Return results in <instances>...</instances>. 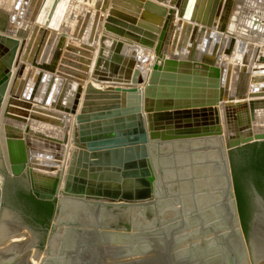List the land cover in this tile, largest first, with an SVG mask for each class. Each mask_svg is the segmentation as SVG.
I'll use <instances>...</instances> for the list:
<instances>
[{
  "label": "water",
  "instance_id": "obj_1",
  "mask_svg": "<svg viewBox=\"0 0 264 264\" xmlns=\"http://www.w3.org/2000/svg\"><path fill=\"white\" fill-rule=\"evenodd\" d=\"M243 1L227 32L233 34ZM35 2L15 0L13 18L28 16ZM149 3L140 17L139 7L123 0H99L96 12L81 11L74 34L87 37L69 48L92 58L91 39L99 38L108 10L105 28L115 38H100L93 72L105 88L91 81L84 88L87 64L67 57L38 70L31 85L33 70L16 78L12 89L23 98L30 93L19 104L45 115L30 113L25 137L0 128V163L9 176L28 175L31 193L54 201L55 212L43 245L32 231L29 240L15 241L24 226L0 225V264H34L39 257V264H264L257 244L264 200L251 183L259 208L247 235L230 160L232 150L264 141V23L256 20L243 33L258 46L214 31L220 8L212 19L193 14L203 26L198 35L186 22L174 36L157 37L159 27L143 23ZM45 36L36 61L48 66L59 57L60 35ZM124 39L153 51L145 76ZM7 64L0 61V110ZM10 113L28 111L9 105L4 114L5 122L27 123ZM174 153H182L179 170ZM3 202L0 186V221Z\"/></svg>",
  "mask_w": 264,
  "mask_h": 264
},
{
  "label": "bare ground",
  "instance_id": "obj_2",
  "mask_svg": "<svg viewBox=\"0 0 264 264\" xmlns=\"http://www.w3.org/2000/svg\"><path fill=\"white\" fill-rule=\"evenodd\" d=\"M15 0H0V61L3 63H8L9 74L6 79L7 90L2 97V104L0 110V128L5 130V125L10 126L9 129L11 132H18L22 136H26V126L31 122V114H43L37 111H33L30 108H25L21 103L23 100H30V93L27 90L25 93V98L22 97V94H18L19 90L16 87L12 89L15 85L16 78L22 76L24 71L28 69V74L33 70L31 85L33 79L38 70L48 71L53 65L58 66L63 58L67 57V60L74 62V64L82 65L83 63L87 64L89 77L87 79L82 78L84 84L91 81L94 86L99 88H105L107 85L97 82L93 77V72L96 64V60L100 48V38L103 34H107L115 38V34L109 32L105 28L106 16L108 10H104L103 13L105 17L103 19L102 28L99 31V38L91 39V43L94 46L92 58L85 57L84 54L79 53L78 51L72 50L69 48V45L72 44V40L84 41L86 40V31L79 34H74L75 24L77 19L83 10L84 7L91 8L94 12L98 9L99 0H36L34 3L31 13L26 16L25 14L18 16V12L13 18ZM126 4H130L132 7H139L138 17L142 14V11L145 9V2L150 1L146 14L150 19H144L143 23L146 25H155L159 27V30L155 33L157 37L166 33L168 36H174L175 31L179 28L181 30L184 24L191 23V34L193 31H196V35L199 34L201 24H196L195 21L191 20V17L200 14L201 17L206 16L207 18H214L217 10L220 8L219 16L217 18V25L213 28L214 31H217L221 34H227V37L233 36L236 37L239 41L243 40L247 43L253 44V46H258V42L249 40L243 36L245 28H253L252 23L256 20H260L264 23V0H244L239 12H235L238 15L236 21L232 22L233 34L227 32L228 25L231 19L233 10L236 8L235 4L237 0H123ZM237 6V5H236ZM21 4L19 5L20 10ZM188 9V17L185 16L186 10ZM225 9V11H224ZM254 13V14H252ZM252 14V15H251ZM251 17L254 20L248 21L246 18ZM233 21V20H232ZM168 26V27H166ZM196 27L197 30H196ZM209 27V26H208ZM206 27V28H208ZM54 32L55 36L60 35L59 42L56 47V52L59 53V57L56 62L52 61L48 66H44L40 61H36V55L38 53L39 47L43 37L47 34ZM82 34V35H80ZM45 36V38H46ZM196 39V38H195ZM125 42V51L133 52L136 51V58L138 62L135 65V69L141 70L142 74L145 76L147 69L150 67V64L155 59L153 51L147 48H143L141 45L136 42H131L130 40L124 39ZM44 43V42H43ZM43 45V44H42ZM83 48L82 46H80ZM71 52L78 58L73 56H67V53ZM127 56H129L128 53ZM12 56V59L9 61L7 57ZM89 61L86 62L84 59ZM7 59V61H6ZM142 62V63H141ZM81 63V64H80ZM78 66H72L75 68ZM77 69V68H76ZM56 73L59 74L58 68L55 69ZM49 73V72H48ZM30 76V75H28ZM27 76V77H28ZM60 76V75H59ZM67 76L75 77L72 74H67ZM77 78V77H76ZM4 80L0 81V84ZM27 81V80H25ZM129 84V83H128ZM128 84H125L124 87H128ZM132 84V83H130ZM67 85V82H65ZM64 87V86H63ZM59 91V95L62 93V89ZM62 96H59L58 99H61ZM82 97L80 98L79 108L81 106ZM18 103V104H16ZM15 108L23 109L28 111V115H22L20 113L14 114L10 113L15 118H23L27 123L22 126L17 123L16 119L14 121L5 122L4 114L8 106ZM42 106L44 103L41 104ZM32 106H37L35 102H32ZM55 106V105H54ZM53 108L52 106L50 107ZM30 114V115H29ZM67 150V149H64ZM203 198L200 199L202 202ZM264 215V212H263ZM9 228V227H8ZM8 228L5 230L8 232ZM11 230V229H10ZM4 236V235H3ZM24 237L23 234H19L14 239L21 240ZM258 248L260 250V257H264V217L261 220V226L258 234L257 240ZM42 257V255H41ZM40 257L34 259V264H39Z\"/></svg>",
  "mask_w": 264,
  "mask_h": 264
},
{
  "label": "trees",
  "instance_id": "obj_3",
  "mask_svg": "<svg viewBox=\"0 0 264 264\" xmlns=\"http://www.w3.org/2000/svg\"><path fill=\"white\" fill-rule=\"evenodd\" d=\"M230 160L242 224L245 233L248 235V212L245 204L247 192L250 191V183H253L261 194L264 192V141L232 150ZM19 198L25 201L29 207L46 208L48 220L52 218L55 212L54 201L37 199L31 192L22 191Z\"/></svg>",
  "mask_w": 264,
  "mask_h": 264
},
{
  "label": "flooded vegetation",
  "instance_id": "obj_4",
  "mask_svg": "<svg viewBox=\"0 0 264 264\" xmlns=\"http://www.w3.org/2000/svg\"><path fill=\"white\" fill-rule=\"evenodd\" d=\"M4 172L6 174V177L4 176V180L2 183V187L4 189V202L3 206H7L10 208V203H12L13 207H16V210L18 211V214L21 218L19 221L21 224L19 226H27L30 228V230L36 234L38 239V244L43 245L46 242L47 234L49 229L51 228L52 224V218L48 220V210L44 207H29L27 204H25V201L21 200L19 198V194L23 191L26 193H30V190H26L25 187H23L22 183L18 182L21 181L20 179L24 177H27L26 174L14 177L15 182L9 179V175L7 171L4 169ZM256 187V186H255ZM257 189V188H256ZM258 191V190H257ZM261 198L264 200V192L261 194L258 191ZM246 209L248 212V216L251 217V222L253 219V216L255 212L259 208V200L257 198V195L252 189L251 183H250V191L247 192L246 197ZM18 206V207H17Z\"/></svg>",
  "mask_w": 264,
  "mask_h": 264
},
{
  "label": "rangeland",
  "instance_id": "obj_5",
  "mask_svg": "<svg viewBox=\"0 0 264 264\" xmlns=\"http://www.w3.org/2000/svg\"><path fill=\"white\" fill-rule=\"evenodd\" d=\"M254 14V13H252ZM251 14V15H252ZM248 21L250 20H254L251 17H247L246 18ZM142 63V62H141ZM0 183L2 185L3 180H4V176L6 177V174L4 172V165L1 164L0 165ZM10 180H12L13 182H15L16 179H14V177H9ZM21 181H18L20 183H22L23 187H25V189L28 191L30 190V181H29V176L27 175V177H24L22 179H20ZM10 208L7 206H3L2 209V215H1V221H0V225H7V227H9L10 229H17V226H19L21 223L19 222L21 220L18 211L16 210V207L12 206V203H10ZM18 207V206H17ZM248 233H250L251 231V217L248 216ZM19 234H23L24 240H29L28 238H31V230L30 228H28L27 226H24L22 228V230L19 232Z\"/></svg>",
  "mask_w": 264,
  "mask_h": 264
},
{
  "label": "crops",
  "instance_id": "obj_6",
  "mask_svg": "<svg viewBox=\"0 0 264 264\" xmlns=\"http://www.w3.org/2000/svg\"><path fill=\"white\" fill-rule=\"evenodd\" d=\"M68 148V147H67ZM65 149V148H64ZM65 151V150H64ZM66 152H67V150H66ZM182 153H174L173 155H172V160H173V164L176 166V168H177V170H179L178 168H180L178 165H181V166H183V164H184V162H183V159L182 158H180L179 157V155H181ZM2 158V154H1V149H0V159ZM0 165H1V163H0ZM186 167V166H185ZM1 168V167H0ZM4 169H5V166H4ZM6 170V169H5ZM212 171V169L210 170V168H209V175H210V172ZM218 171H220V169H219V167H215V171H214V174L215 173H218ZM11 177H13V176H11ZM208 180L210 181L211 180V178H210V176L208 177ZM215 180H220V178H214L213 179V181H215ZM205 185H207V187H209V188H211V182H209L208 184H205ZM205 185H199V186H205ZM0 186H2L1 185V183H0ZM199 203H201L202 204V202L199 200ZM116 246V245H115Z\"/></svg>",
  "mask_w": 264,
  "mask_h": 264
}]
</instances>
